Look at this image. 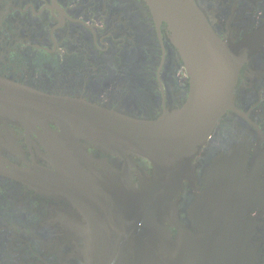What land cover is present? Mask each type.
Instances as JSON below:
<instances>
[{"label": "flooded vegetation", "instance_id": "flooded-vegetation-1", "mask_svg": "<svg viewBox=\"0 0 264 264\" xmlns=\"http://www.w3.org/2000/svg\"><path fill=\"white\" fill-rule=\"evenodd\" d=\"M192 1L236 71L230 108L174 197L170 240L184 230L200 237L211 183L235 176L250 195L239 216L243 256L264 264V0ZM171 36L146 0H0V99L50 105L0 117V264L92 263L94 235L76 200L94 198V178L121 196L139 192L154 165L98 144L54 104L146 122L173 116L192 89Z\"/></svg>", "mask_w": 264, "mask_h": 264}, {"label": "water", "instance_id": "water-1", "mask_svg": "<svg viewBox=\"0 0 264 264\" xmlns=\"http://www.w3.org/2000/svg\"><path fill=\"white\" fill-rule=\"evenodd\" d=\"M146 2L167 24L190 73L192 90L184 108L146 122L79 103H68L66 110L62 103L54 104L59 105L53 112L58 119L93 130L98 144L117 153L134 151L154 165L152 178L139 192L121 196L94 178V198L76 200L94 235L91 264H247L239 216L250 195L235 176L211 183L200 237L184 230L170 240L166 223L174 214V197L190 161L230 108L236 65L192 0ZM46 102L0 99V117L20 119L26 110L47 111Z\"/></svg>", "mask_w": 264, "mask_h": 264}]
</instances>
